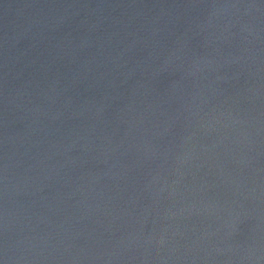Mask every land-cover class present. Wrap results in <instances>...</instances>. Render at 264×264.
I'll use <instances>...</instances> for the list:
<instances>
[{"label":"water","instance_id":"1","mask_svg":"<svg viewBox=\"0 0 264 264\" xmlns=\"http://www.w3.org/2000/svg\"><path fill=\"white\" fill-rule=\"evenodd\" d=\"M0 264H264V0H0Z\"/></svg>","mask_w":264,"mask_h":264}]
</instances>
